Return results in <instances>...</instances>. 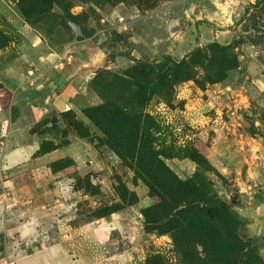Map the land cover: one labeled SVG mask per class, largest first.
<instances>
[{
	"label": "rangeland",
	"instance_id": "rangeland-1",
	"mask_svg": "<svg viewBox=\"0 0 264 264\" xmlns=\"http://www.w3.org/2000/svg\"><path fill=\"white\" fill-rule=\"evenodd\" d=\"M65 1L0 0V108L32 147L0 264H264V10ZM136 122L167 170L137 166Z\"/></svg>",
	"mask_w": 264,
	"mask_h": 264
},
{
	"label": "crops",
	"instance_id": "crops-1",
	"mask_svg": "<svg viewBox=\"0 0 264 264\" xmlns=\"http://www.w3.org/2000/svg\"><path fill=\"white\" fill-rule=\"evenodd\" d=\"M20 119L22 122L23 116L19 113L16 119L14 118L13 107L7 111L0 108V234L12 232L8 228V224L11 217L9 206L13 202L10 188L13 189L16 185L13 173L16 169L23 167L31 158L32 147L28 140V130L23 125L19 127L17 121ZM48 253L51 254L50 251ZM34 256V254L27 255L18 261V264H46L49 258L46 255H42V257L39 255L37 258ZM49 256L51 258V255Z\"/></svg>",
	"mask_w": 264,
	"mask_h": 264
},
{
	"label": "trees",
	"instance_id": "trees-1",
	"mask_svg": "<svg viewBox=\"0 0 264 264\" xmlns=\"http://www.w3.org/2000/svg\"><path fill=\"white\" fill-rule=\"evenodd\" d=\"M54 2L63 10L65 11L66 14H69V11H68V8H67V4H66V1L65 0H54ZM253 8L259 10V12H256V11H253L252 14H250L251 16V19H252V29L256 32H261L263 30V24H262V14H260L261 12L260 11H263L264 10V0H256L255 3H253ZM70 19V18H69ZM72 20V19H70ZM74 21V20H72ZM75 22V21H74ZM264 23V22H263ZM127 56L129 58H131V60H134L136 63H139V64H142L144 66H147L149 68H152L153 65L147 61H144V60H140V59H137L133 56H131L129 53H127ZM169 58V57H167ZM135 120V119H134ZM137 123L136 122L134 124L135 128H134V131L136 132V134L134 133L131 138H132V143L134 142V147L132 149H130V153L131 154H135V150H136V145L138 143V139L140 138V149L139 151L135 154V156H137V166L138 167H143L144 164L146 162H152V161H155V162H158V168L159 169H164V170H167V167L164 165V163L161 161L160 157H159V154L157 153H154L152 150L148 149V143H147V140H143V137H142V134L143 133H140V128L137 126ZM118 130L120 131H123L124 128L122 127L121 124H119V126L117 127ZM116 152L120 155V156H123L122 152L116 148ZM154 162V163H155ZM156 164V163H155ZM186 186L187 184L186 183H182L179 185V187L175 190V195H174V198H173V206H172V209H174L180 201H177V200H186L187 198V190H186ZM185 188V189H184ZM186 190V191H185ZM242 258L243 256H238V259H237V264H243L242 263Z\"/></svg>",
	"mask_w": 264,
	"mask_h": 264
},
{
	"label": "water",
	"instance_id": "water-1",
	"mask_svg": "<svg viewBox=\"0 0 264 264\" xmlns=\"http://www.w3.org/2000/svg\"><path fill=\"white\" fill-rule=\"evenodd\" d=\"M67 22L75 33L76 40H82L84 38V31L82 27L77 22H74L70 19H68Z\"/></svg>",
	"mask_w": 264,
	"mask_h": 264
}]
</instances>
